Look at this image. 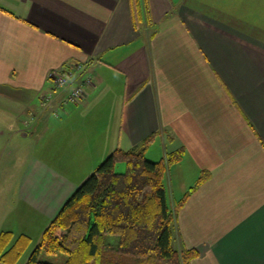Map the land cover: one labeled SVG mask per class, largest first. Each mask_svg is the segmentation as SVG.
I'll return each mask as SVG.
<instances>
[{
  "label": "crops",
  "instance_id": "obj_1",
  "mask_svg": "<svg viewBox=\"0 0 264 264\" xmlns=\"http://www.w3.org/2000/svg\"><path fill=\"white\" fill-rule=\"evenodd\" d=\"M147 2L149 20L130 0H0V132L36 135L47 152L71 145L74 161L94 144L90 170L152 134V160L183 147L169 203L209 177L178 212L177 246L198 250L192 264H264V0ZM79 67L88 75L71 86L92 84L71 103L50 75ZM76 181L41 212L54 219Z\"/></svg>",
  "mask_w": 264,
  "mask_h": 264
},
{
  "label": "trees",
  "instance_id": "obj_2",
  "mask_svg": "<svg viewBox=\"0 0 264 264\" xmlns=\"http://www.w3.org/2000/svg\"><path fill=\"white\" fill-rule=\"evenodd\" d=\"M130 1L134 17L149 20L147 0ZM154 137L145 138L138 148L115 149L67 200L26 264H52L41 260V254L59 252L68 254L65 264H192L199 252L177 246V216L209 173L203 172L172 206L164 178L185 150L158 161L148 159L146 150ZM120 161L127 163L125 172L115 169ZM31 241L26 234L0 232V261L16 264Z\"/></svg>",
  "mask_w": 264,
  "mask_h": 264
},
{
  "label": "rangeland",
  "instance_id": "obj_3",
  "mask_svg": "<svg viewBox=\"0 0 264 264\" xmlns=\"http://www.w3.org/2000/svg\"><path fill=\"white\" fill-rule=\"evenodd\" d=\"M85 71L86 68L77 75H88ZM3 115L0 111V129L4 130L10 120H5ZM15 138L7 130L0 132V227H11L14 237L23 232L31 237L29 247L16 263L26 264L53 219L41 212V206L48 207L47 205L51 204V198H54L53 195L66 183V179L76 177L75 183H80V178L86 179L87 175L79 171H90L88 175H91L103 160L90 170V165L95 159L94 144L90 156L84 155L82 159L74 161L71 145L58 146L57 150L47 152L42 149L36 135L28 137L25 143H18ZM126 167L127 163L120 161L116 163L115 169L117 172H125ZM81 183L77 184L78 187ZM27 194H32L34 198L27 200ZM54 204L53 201L50 208H53ZM109 238L118 239L114 236ZM40 258L52 264H65L68 254L42 253Z\"/></svg>",
  "mask_w": 264,
  "mask_h": 264
},
{
  "label": "built area",
  "instance_id": "obj_4",
  "mask_svg": "<svg viewBox=\"0 0 264 264\" xmlns=\"http://www.w3.org/2000/svg\"><path fill=\"white\" fill-rule=\"evenodd\" d=\"M79 70V71H78ZM83 70V69H82ZM80 67L76 71L68 70L64 71H54L51 73V78L55 87L57 88H64L69 87L70 90L68 92L67 101L71 103H78L82 99L85 98V85L92 84V79L90 77H86L85 80L78 85L71 86V80L77 77L78 72H80ZM76 72V73H75ZM71 77V78H70ZM85 84V85H84Z\"/></svg>",
  "mask_w": 264,
  "mask_h": 264
}]
</instances>
